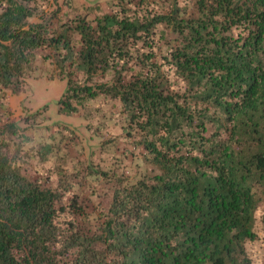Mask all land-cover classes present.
<instances>
[{"label": "trees", "instance_id": "16d2710c", "mask_svg": "<svg viewBox=\"0 0 264 264\" xmlns=\"http://www.w3.org/2000/svg\"><path fill=\"white\" fill-rule=\"evenodd\" d=\"M115 5L61 21L37 2L0 0V94L26 88L40 53L66 80L59 114L104 118L118 101L124 155L145 164L138 177L114 174L100 207L74 189L79 173L58 171L47 185L23 168L21 148L0 145V264H252L264 202V0ZM66 148L55 135L38 154Z\"/></svg>", "mask_w": 264, "mask_h": 264}, {"label": "rangeland", "instance_id": "374dc122", "mask_svg": "<svg viewBox=\"0 0 264 264\" xmlns=\"http://www.w3.org/2000/svg\"><path fill=\"white\" fill-rule=\"evenodd\" d=\"M118 0H30L50 15L56 11L59 19L65 20L78 13L89 12L91 18L111 12ZM32 21H37L38 16ZM34 62V73L28 79L26 88L20 93L6 91L0 94V145L2 150L12 152L21 148L20 163L27 173L47 185L58 184V171L79 173L74 187L95 205H108L112 195V177L125 174L138 177L145 167L140 155L125 156L126 140L121 136V116L116 107L118 101H107L111 110L104 118H88L84 113L59 114L58 100L66 87L63 78H52L53 67L44 62L40 53ZM15 126L16 133L1 135L5 127ZM101 128H97V126ZM12 127V126H11ZM14 128V127H13ZM99 129V131H98ZM62 136L67 148L60 154L43 160L38 147L45 140ZM138 153V152H137ZM87 163L111 171L110 177L87 175ZM87 168V167H86ZM112 169V170H109ZM100 206V207H101ZM264 202L258 209V238L247 244L252 264H264Z\"/></svg>", "mask_w": 264, "mask_h": 264}]
</instances>
